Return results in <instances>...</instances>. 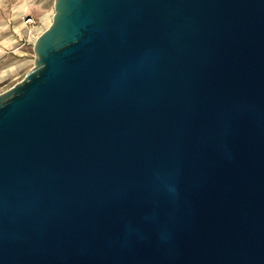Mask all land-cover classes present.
Instances as JSON below:
<instances>
[{"label":"water","instance_id":"95a60500","mask_svg":"<svg viewBox=\"0 0 264 264\" xmlns=\"http://www.w3.org/2000/svg\"><path fill=\"white\" fill-rule=\"evenodd\" d=\"M0 92V264H264V0H55Z\"/></svg>","mask_w":264,"mask_h":264},{"label":"rangeland","instance_id":"374dc122","mask_svg":"<svg viewBox=\"0 0 264 264\" xmlns=\"http://www.w3.org/2000/svg\"><path fill=\"white\" fill-rule=\"evenodd\" d=\"M54 1L55 0H9V2L7 3L6 13L8 12V15L12 16L13 19H15L16 16L20 15L21 22L19 26H21L20 29L22 31L20 37L22 38L21 40L23 46L30 48V50H32V53L29 54L31 64L26 66L25 69L22 72H19L18 75H15L14 79L9 83H6L5 85L3 84L2 87H0V91L8 87L11 88L14 86V84L22 81L23 78L29 73V70L33 67L35 58L33 46L36 39H33L31 34H36V36L39 37L50 25L54 16ZM35 5L39 9V11L36 10L37 8L35 7ZM28 7L30 8V10H27ZM36 11L38 12L36 13ZM34 12L36 16L32 15V13ZM9 18L6 15V19ZM30 19H32V21H29ZM14 25L18 26V23L15 22ZM6 52L7 54H11L10 48H7Z\"/></svg>","mask_w":264,"mask_h":264},{"label":"crops","instance_id":"0c3cea01","mask_svg":"<svg viewBox=\"0 0 264 264\" xmlns=\"http://www.w3.org/2000/svg\"><path fill=\"white\" fill-rule=\"evenodd\" d=\"M8 2L9 0H0V87H2L3 84L9 83L14 79L15 75H18L26 66L31 64L29 54L32 53V50L23 46L22 38L20 37L22 33L20 29L21 26H19L21 17L20 15L16 16L15 21L12 16L8 15V12L6 13V5ZM35 7L37 8L36 5ZM27 10H30V8L28 7ZM36 10L39 11L38 8ZM38 11H36V13ZM6 15L10 18L6 19ZM32 15H35V12L32 13ZM15 22L18 23V26L14 25ZM7 48H10L11 54H7Z\"/></svg>","mask_w":264,"mask_h":264},{"label":"bare ground","instance_id":"6f19581e","mask_svg":"<svg viewBox=\"0 0 264 264\" xmlns=\"http://www.w3.org/2000/svg\"><path fill=\"white\" fill-rule=\"evenodd\" d=\"M53 19V18H52ZM33 39H35L37 36L36 34H32Z\"/></svg>","mask_w":264,"mask_h":264},{"label":"built area","instance_id":"2783aa9c","mask_svg":"<svg viewBox=\"0 0 264 264\" xmlns=\"http://www.w3.org/2000/svg\"><path fill=\"white\" fill-rule=\"evenodd\" d=\"M29 21H32V19H30Z\"/></svg>","mask_w":264,"mask_h":264}]
</instances>
